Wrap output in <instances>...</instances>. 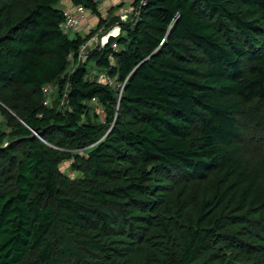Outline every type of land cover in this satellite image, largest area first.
<instances>
[{
	"label": "trees",
	"instance_id": "16d2710c",
	"mask_svg": "<svg viewBox=\"0 0 264 264\" xmlns=\"http://www.w3.org/2000/svg\"><path fill=\"white\" fill-rule=\"evenodd\" d=\"M99 2L0 0V264H264V0Z\"/></svg>",
	"mask_w": 264,
	"mask_h": 264
},
{
	"label": "rangeland",
	"instance_id": "374dc122",
	"mask_svg": "<svg viewBox=\"0 0 264 264\" xmlns=\"http://www.w3.org/2000/svg\"><path fill=\"white\" fill-rule=\"evenodd\" d=\"M128 2L125 0H104L100 1L99 8L101 16L104 19L110 20L113 16H119L128 6ZM62 6V4H60ZM119 6V7H117ZM115 8V10H113ZM119 8V9H118ZM113 11V12H112ZM99 17L94 15L92 12L87 16V20L83 23V27L79 29L80 32L87 34L92 30H96L100 37H104L107 33H117L112 31L114 28L119 27L115 25L107 27L106 25L99 28ZM118 29V28H117ZM70 37H74V32L70 34ZM84 59L87 58V52H83ZM264 113V103H253L244 108L242 114V128H243V139H241L242 149L245 154L251 156L254 162H257L260 158L264 159V125L261 123V116ZM2 118L0 117V123ZM260 123V124H259ZM0 128H4V124H0ZM63 171L68 173L70 176H74V171L70 169V163L67 162L62 166Z\"/></svg>",
	"mask_w": 264,
	"mask_h": 264
},
{
	"label": "built area",
	"instance_id": "2783aa9c",
	"mask_svg": "<svg viewBox=\"0 0 264 264\" xmlns=\"http://www.w3.org/2000/svg\"><path fill=\"white\" fill-rule=\"evenodd\" d=\"M95 1H104V0H95ZM134 0H125V2L127 3V8L123 11L120 15V19L121 21H127L129 19V17L132 14H136L138 13V9H135V7L132 5V2ZM88 11L85 9V7L83 5H78L75 7H69L65 9V19L64 21L61 23L60 27L63 30L64 33L66 34H70L72 32H75L76 30L81 29V27H83V23L87 20V16H88ZM118 28V29H117ZM114 28L112 31H116L117 33H107L104 37H100L97 33H95L89 41H87L86 43H84L82 49H81V55H83L82 53L86 51V49L92 45H101V46H105L106 43H108V41L111 39V37L116 38L120 32H121V28L120 26ZM114 46H116L114 44ZM109 81V79H107ZM46 90L51 89L50 85L45 87Z\"/></svg>",
	"mask_w": 264,
	"mask_h": 264
}]
</instances>
